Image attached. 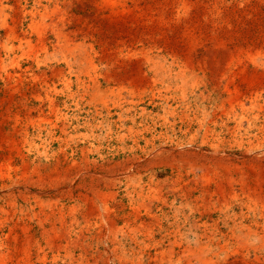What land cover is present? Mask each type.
Masks as SVG:
<instances>
[{
  "label": "rangeland",
  "instance_id": "obj_1",
  "mask_svg": "<svg viewBox=\"0 0 264 264\" xmlns=\"http://www.w3.org/2000/svg\"><path fill=\"white\" fill-rule=\"evenodd\" d=\"M0 264H264V0H0Z\"/></svg>",
  "mask_w": 264,
  "mask_h": 264
}]
</instances>
